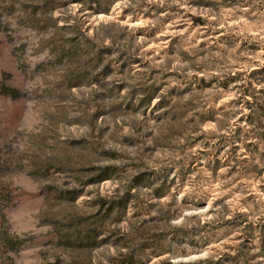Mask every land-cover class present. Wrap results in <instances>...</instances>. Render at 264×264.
Returning <instances> with one entry per match:
<instances>
[{
  "label": "rangeland",
  "instance_id": "374dc122",
  "mask_svg": "<svg viewBox=\"0 0 264 264\" xmlns=\"http://www.w3.org/2000/svg\"><path fill=\"white\" fill-rule=\"evenodd\" d=\"M0 264H264V0H0Z\"/></svg>",
  "mask_w": 264,
  "mask_h": 264
}]
</instances>
